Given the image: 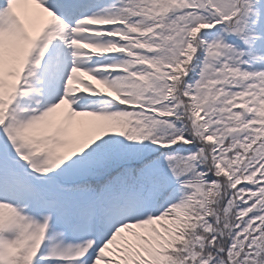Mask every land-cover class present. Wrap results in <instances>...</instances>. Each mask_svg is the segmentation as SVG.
Wrapping results in <instances>:
<instances>
[{"label":"snow or ice","instance_id":"snow-or-ice-1","mask_svg":"<svg viewBox=\"0 0 264 264\" xmlns=\"http://www.w3.org/2000/svg\"><path fill=\"white\" fill-rule=\"evenodd\" d=\"M0 264H264V0H0Z\"/></svg>","mask_w":264,"mask_h":264}]
</instances>
